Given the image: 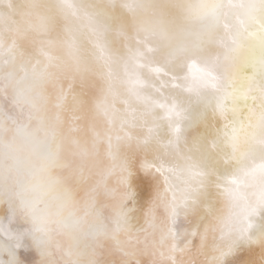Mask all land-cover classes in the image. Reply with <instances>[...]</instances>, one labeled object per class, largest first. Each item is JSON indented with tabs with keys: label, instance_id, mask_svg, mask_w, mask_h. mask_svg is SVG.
<instances>
[{
	"label": "bare ground",
	"instance_id": "bare-ground-1",
	"mask_svg": "<svg viewBox=\"0 0 264 264\" xmlns=\"http://www.w3.org/2000/svg\"><path fill=\"white\" fill-rule=\"evenodd\" d=\"M0 264H264V0H0Z\"/></svg>",
	"mask_w": 264,
	"mask_h": 264
}]
</instances>
